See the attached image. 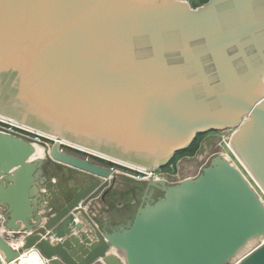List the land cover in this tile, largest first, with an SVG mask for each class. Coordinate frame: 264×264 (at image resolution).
<instances>
[{"label": "water", "instance_id": "water-1", "mask_svg": "<svg viewBox=\"0 0 264 264\" xmlns=\"http://www.w3.org/2000/svg\"><path fill=\"white\" fill-rule=\"evenodd\" d=\"M0 123L27 133L0 124V264H264V202L225 158L172 185L107 164L232 131L264 192V0H0ZM55 165L91 177L61 208ZM119 179L142 195L117 223L96 203Z\"/></svg>", "mask_w": 264, "mask_h": 264}, {"label": "trees", "instance_id": "trees-1", "mask_svg": "<svg viewBox=\"0 0 264 264\" xmlns=\"http://www.w3.org/2000/svg\"><path fill=\"white\" fill-rule=\"evenodd\" d=\"M194 1L195 2L192 3V5L194 7H198L202 4H205L209 0H194ZM19 131H21V130H19ZM21 132L26 133L24 131H21ZM204 137H205V135H199L189 149L177 153L175 155L174 159L172 160V162L167 167H165L161 170L171 174L174 172L173 167H176V165L178 164L179 161H181L182 159H185L187 157H195L197 154H199V152L201 150V146H202V141L204 140ZM107 164L112 165L113 167L120 169V170H123V171H127V172L131 171L130 169H127L123 166L115 165V164H112L109 162H107ZM51 169H52V173H53L52 178H55V179L59 177V175H58L59 173H63L65 175L64 170H66L70 174V178H68L67 180H65L63 178L64 181L63 182L61 181L62 184H65V183L68 184L71 180H73V175L78 174L77 171L72 170V169H68V168L60 166V165L52 166ZM54 169H55V171H54ZM171 170H173V171H171ZM119 180H120V182L117 181V185L119 186V188H122V192H120L121 189L113 188L110 191V193L107 195L105 204L108 205L109 211L111 212L110 207H114L113 205H114L115 201H118L119 198H121L120 200H122L123 203L126 202V206H125L124 210L120 212V216H122V220H124L131 213L132 202L136 200V197L138 196V190L141 189V186L130 181V180H126V179H119ZM67 184H65V185H67ZM82 187H79V185H78V187H73V188L67 187L65 189V188L61 187L60 184H58L56 186V185H53V183L51 181H49V188L57 190L56 194H59L61 196L62 200L64 199L63 200L64 202H61L64 204L69 202L71 199H73L81 191ZM56 206L58 208L62 207L61 204L56 205Z\"/></svg>", "mask_w": 264, "mask_h": 264}, {"label": "rangeland", "instance_id": "rangeland-1", "mask_svg": "<svg viewBox=\"0 0 264 264\" xmlns=\"http://www.w3.org/2000/svg\"><path fill=\"white\" fill-rule=\"evenodd\" d=\"M189 2L192 4L195 1L194 0H189ZM227 131H222V132H211V133H207L205 134L204 140L202 141V146H201V150L199 152V154L196 157H192L193 159H182L181 162L179 161L178 164L176 165V167H173L174 172L171 173L173 176H171L170 178V182H176L178 180H184L185 178H190V177H196L199 175L200 172V168L202 167L203 163L206 162L208 160V158L210 157V155L215 154V152L219 151L220 146H219V142L222 139L223 136H225ZM214 157H212L207 164H209L211 162V160ZM171 170V171H173ZM55 171V169H54ZM58 171V170H57ZM65 175L63 173H59V177L56 178L57 182L53 185H58L60 184L61 187L63 188H73L74 184H87L91 181V177L90 176H83L81 174H74L73 175V180H71L67 185L62 184V182L65 180H67L68 178H70V174L64 170ZM64 178V179H63ZM59 180V181H58ZM62 181V182H61ZM60 182V183H59ZM118 182H120V180H118ZM116 189H121L120 192H122V188H119V186L115 185ZM141 189L138 190V192ZM121 198L118 199V201H115L114 203V207H110L111 209V213L114 215L119 214L121 211L124 210L125 206H126V202H122V200H120ZM64 200V199H63ZM62 199L61 201H57V205L60 204V202H64ZM123 203V204H122ZM105 207V208H104ZM103 208L105 210H107L108 205L103 204ZM103 215V214H102ZM114 215V216H115ZM105 216V215H104ZM119 216V215H118Z\"/></svg>", "mask_w": 264, "mask_h": 264}, {"label": "built area", "instance_id": "built-area-1", "mask_svg": "<svg viewBox=\"0 0 264 264\" xmlns=\"http://www.w3.org/2000/svg\"><path fill=\"white\" fill-rule=\"evenodd\" d=\"M0 124L10 131L19 132V130L14 126L3 124V123H0ZM225 134L226 135L223 136L219 142V146L221 149H219V151L215 152V154L210 155L208 160L206 162H204L202 167L200 168L199 174L203 171V169L205 167H207L209 165L207 163L212 157L221 156V157L225 158L230 164H232L233 166H235L237 169L240 170V172L245 176V178L248 180L250 185L255 189V191L258 193V195L260 196V198L264 202V192L255 184L254 179L252 178V176L248 172L247 168L242 163V161L239 159V157L236 155V153L234 152V150L231 146V137L233 134L232 131H227ZM186 159H193V158L187 157ZM130 170H131L130 172L126 171V173H128L131 176L135 177L136 179H140V180L152 179L154 181H165L167 184H170V185L183 181V180H178L176 182H170L169 181L171 179L170 177L173 175L170 173L164 172L162 170H132V169H130ZM187 178H185V179H187ZM190 178H194V177H190ZM1 217L3 219V215Z\"/></svg>", "mask_w": 264, "mask_h": 264}, {"label": "bare ground", "instance_id": "bare-ground-1", "mask_svg": "<svg viewBox=\"0 0 264 264\" xmlns=\"http://www.w3.org/2000/svg\"><path fill=\"white\" fill-rule=\"evenodd\" d=\"M44 156V149L43 147L37 146V151H36V157H43ZM140 170H145V169H140ZM2 212L0 211V224H2ZM0 235L4 236L5 231L3 226H0ZM10 244L14 248H19L22 244V240L15 241L11 240ZM14 264H47L45 259L36 251H31L27 252L20 258V260Z\"/></svg>", "mask_w": 264, "mask_h": 264}, {"label": "crops", "instance_id": "crops-1", "mask_svg": "<svg viewBox=\"0 0 264 264\" xmlns=\"http://www.w3.org/2000/svg\"><path fill=\"white\" fill-rule=\"evenodd\" d=\"M78 172V171H77ZM79 174H81V175H83V176H88V175H86V174H84V173H81V172H78ZM55 181V180H54ZM56 182H57V179H56ZM56 182H52L53 184H55ZM78 185H79V187H82V186H84L83 184H74L73 185V187H78ZM115 188V187H114ZM51 191V190H50ZM49 190L47 191V193H49L50 192ZM51 192H53V191H51ZM50 192V193H51ZM137 195V194H136ZM140 195H142V192H138V196L136 197V200L135 201H133L132 202V209H131V213H130V215L128 216V217H126L124 220H127V219H129V218H131V217H133L134 216V214L136 213V211H137V209H138V207H139V201H140ZM61 201V200H60ZM60 204L62 205V203L60 202ZM59 204V205H60ZM103 202L101 201V200H98L97 201V203H96V208H97V212H96V215H101V214H103L104 215V213H103V211L105 210L104 208H103ZM56 205H57V203H56ZM115 215V214H114ZM110 211L109 212H107V214H105V219H113L114 221H116L117 223H119V222H121V221H124V220H122V216H120V213L119 214H116L115 216H114ZM119 215V216H118Z\"/></svg>", "mask_w": 264, "mask_h": 264}, {"label": "flooded vegetation", "instance_id": "flooded-vegetation-1", "mask_svg": "<svg viewBox=\"0 0 264 264\" xmlns=\"http://www.w3.org/2000/svg\"><path fill=\"white\" fill-rule=\"evenodd\" d=\"M48 188H49V185H48ZM48 190H49V191H50V190L53 191V192H51V191H50V192H51V194H52V196H53L54 198H55V196H57V194H56V193H57V190H56V189H50V188H49ZM158 196H159V195H158ZM55 199H56V198H55ZM139 203H140V201H139Z\"/></svg>", "mask_w": 264, "mask_h": 264}]
</instances>
